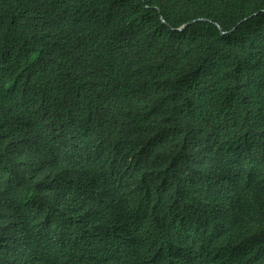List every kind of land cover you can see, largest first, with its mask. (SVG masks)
I'll return each instance as SVG.
<instances>
[{"label":"trees","instance_id":"16d2710c","mask_svg":"<svg viewBox=\"0 0 264 264\" xmlns=\"http://www.w3.org/2000/svg\"><path fill=\"white\" fill-rule=\"evenodd\" d=\"M171 1L0 0V264H264V0Z\"/></svg>","mask_w":264,"mask_h":264},{"label":"clouds","instance_id":"9594fccd","mask_svg":"<svg viewBox=\"0 0 264 264\" xmlns=\"http://www.w3.org/2000/svg\"><path fill=\"white\" fill-rule=\"evenodd\" d=\"M169 2L172 3L171 0H169ZM198 19H200V18H198ZM243 20H244V18H243ZM162 21L165 22L163 19H162ZM191 21H193V20H191ZM182 25H180V26H182ZM179 27H177V28H179ZM224 33H225V31H224ZM28 128H30V129L28 131L27 136L24 138V140L19 138L20 132L15 136V148L17 150L19 149L20 152L27 151L30 154V162L27 164L28 167L29 168L32 167V169H38V167H40L42 165V162L39 158H37L35 156L38 153V149L36 147H38L39 142H38V140L35 139L34 132L36 131L38 139H40V136L38 134L45 133V134H50L52 136L53 133L47 127V125L44 123H39L36 125H30V126H28ZM43 147H44V142H42V150L44 152ZM44 159H45V154H44V158H42L43 162H44ZM89 160H90L91 166L93 168H95L97 163L95 161H93L92 159H89ZM159 166H161L163 168V171L161 173L163 174V177L165 179V189L168 191H173L176 188L177 182L179 179L171 171L167 170L162 165L159 164ZM230 190L232 192V195L224 197V198H220L219 199V205L223 208L236 209L239 212V215L241 216L240 197L238 195V192H237V190H234L232 188H230ZM78 193H83V192H81L80 190H77V189H72V190H69V191H66L63 193H54V195H56L58 197L59 210H62V205L64 204L62 202V200L67 201V199H68V201H69L72 196H74ZM49 194H53V193H41L39 195H41V197H43V196L49 195ZM143 207H144L145 211L147 212L149 220L151 222L157 221V222L164 223L167 221H171L172 218L174 217V216L167 214V213H164V212H161V213H158L155 215L152 213L151 209L147 205L143 204ZM55 211H58V208L55 206H49L46 209V214L43 217L44 225H46V226L49 225L51 216ZM13 214L17 218H22V216L18 213H13ZM27 231L29 234H33V233L38 232V230L33 229V228L27 229ZM24 233H25V229L16 230V228H14L12 226H7L3 223L0 224V246H11V247L15 246L16 248H18V246L20 245V242H21V238L23 237ZM166 240L173 242L175 244L174 246L171 247V249H175L177 247L178 243L174 239H171V236H168ZM178 246H180L181 249L185 252L187 260H189L191 258V256L197 257V253L193 247H191L189 245L188 246H182L179 244H178ZM34 256L28 257V263L27 264L32 263Z\"/></svg>","mask_w":264,"mask_h":264},{"label":"water","instance_id":"95a60500","mask_svg":"<svg viewBox=\"0 0 264 264\" xmlns=\"http://www.w3.org/2000/svg\"><path fill=\"white\" fill-rule=\"evenodd\" d=\"M255 14V13H254ZM254 14H251V15H254ZM250 15V16H251ZM249 16V17H250ZM200 19H204V18H200ZM245 19V18H244ZM191 21H188V22H186L185 24H183L182 26H180L179 28H177V30H181L182 28H184L185 27V25H187L188 23H190ZM220 31H221V33H224V31L222 30V29H220Z\"/></svg>","mask_w":264,"mask_h":264}]
</instances>
